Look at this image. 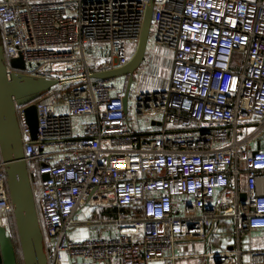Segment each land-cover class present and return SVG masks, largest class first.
<instances>
[{"label": "built area", "instance_id": "built-area-1", "mask_svg": "<svg viewBox=\"0 0 264 264\" xmlns=\"http://www.w3.org/2000/svg\"><path fill=\"white\" fill-rule=\"evenodd\" d=\"M146 4L0 0L7 73L60 82L16 107L48 264H239L237 247L192 255L183 247L206 241L209 223L230 224L236 237L264 230V0H154L149 44L171 53L168 82L132 92L141 66L125 113L126 78L90 75L129 62ZM15 58L23 71L10 67ZM84 210L115 217L80 219ZM0 228L13 237L1 155ZM80 228L115 235L72 241ZM250 261L264 264V250Z\"/></svg>", "mask_w": 264, "mask_h": 264}, {"label": "water", "instance_id": "water-1", "mask_svg": "<svg viewBox=\"0 0 264 264\" xmlns=\"http://www.w3.org/2000/svg\"><path fill=\"white\" fill-rule=\"evenodd\" d=\"M153 2L154 0H147L138 42L129 62L124 67L90 75V79L93 80L126 78L123 98L125 113L133 75L142 66L146 56ZM10 67L14 70L23 71L25 64L21 58H15L10 61ZM59 83L56 80L32 77L22 73L8 74L0 41V155L5 165L16 235V242L14 243L12 236L0 228V264H18L17 252L22 264H48L30 178L23 160V142L16 117V107L31 104ZM25 116L31 136L34 139L37 118L33 105L25 109Z\"/></svg>", "mask_w": 264, "mask_h": 264}, {"label": "crops", "instance_id": "crops-1", "mask_svg": "<svg viewBox=\"0 0 264 264\" xmlns=\"http://www.w3.org/2000/svg\"><path fill=\"white\" fill-rule=\"evenodd\" d=\"M161 47L154 46L152 43L148 44V49H152L153 52L156 49ZM163 49V48H161ZM165 51V50H164ZM167 51V50H166ZM169 60V67L171 66L170 56L171 53L167 51V54H164ZM149 56V54L147 55ZM145 58V64L147 63L148 57ZM155 61H153V69H157ZM170 71V70H169ZM169 78V77H168ZM168 82V80H167ZM122 213H127V209H123ZM114 218L115 212L111 210H84L80 219L84 218ZM115 235L114 228L110 229H100V228H80L73 230L69 234V238L72 241H82L88 238L99 239V238H109ZM206 241L193 243L185 245L183 247L184 252L188 255L192 254H202V253H218L223 251H229L234 248H238L241 251L239 264H252L250 261V252L256 250H264V230H255L249 231L246 233L240 234L236 237L233 228L230 224L226 222H218L216 224L209 223L205 228ZM62 264H89L85 261H70L66 257L63 258ZM101 264H120L116 260L107 261ZM148 264H164L162 262H151Z\"/></svg>", "mask_w": 264, "mask_h": 264}, {"label": "rangeland", "instance_id": "rangeland-1", "mask_svg": "<svg viewBox=\"0 0 264 264\" xmlns=\"http://www.w3.org/2000/svg\"><path fill=\"white\" fill-rule=\"evenodd\" d=\"M165 49L157 48L155 52H150L147 63L143 64L142 67L144 68V73L141 76V79L138 82L137 87L132 89L131 91H141V90H157L163 89L167 85V80L169 77V60L164 57V54H167ZM153 61L156 62L157 69H153ZM241 57L237 56L234 60V64H240ZM143 125V124H142ZM143 127V126H142ZM145 129V128H143ZM97 219V218H96Z\"/></svg>", "mask_w": 264, "mask_h": 264}, {"label": "trees", "instance_id": "trees-1", "mask_svg": "<svg viewBox=\"0 0 264 264\" xmlns=\"http://www.w3.org/2000/svg\"><path fill=\"white\" fill-rule=\"evenodd\" d=\"M121 211H123V209ZM12 238H13V241L15 243L16 242L15 230L13 231V237ZM17 260H18V262H21V258H20V255L18 252H17Z\"/></svg>", "mask_w": 264, "mask_h": 264}]
</instances>
